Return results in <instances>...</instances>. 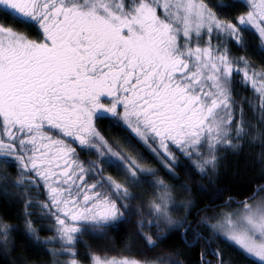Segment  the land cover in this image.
Here are the masks:
<instances>
[{"label": "snow or ice", "instance_id": "obj_1", "mask_svg": "<svg viewBox=\"0 0 264 264\" xmlns=\"http://www.w3.org/2000/svg\"><path fill=\"white\" fill-rule=\"evenodd\" d=\"M237 7L248 11L226 14ZM16 25L36 31L37 37ZM245 31L258 34V54L264 55V0H218L212 8L203 0H0V163L18 165L21 177H37L22 178L15 186L43 181L47 189L49 203L43 207L54 219L56 235L39 243L58 241L61 250L52 254L66 256V264H81L75 251L81 236L104 238L135 215L129 202L137 197L129 185L141 182L158 190L148 205L153 218L148 224L161 232L169 229L157 237L160 243L175 233L186 245L191 235L189 247L204 238L189 222L190 211L181 220L172 218L171 212L184 205L174 204L169 185L150 181L156 176L153 169L113 151L95 121L111 120L143 144H157L152 151L167 161L174 179L179 177L173 169L182 166L176 152L192 161L198 173L214 170L218 151L237 148L233 140L248 135L243 123L233 127L234 74L243 72V83L257 93L264 111V70H255L245 57H232L228 48L229 43L246 48ZM51 132L62 139H53ZM69 143L95 150L101 163L122 169L125 180L105 178L96 162L88 168L77 163ZM93 169L99 178L89 183ZM262 194L264 186L210 225L257 264H264ZM25 226L27 236L39 241L31 220ZM200 226L209 227L206 221ZM13 231L18 229L0 217V250L5 253ZM144 238L149 246H159L151 236ZM211 254L225 264L219 250ZM87 258L91 264H151L91 249ZM201 260L211 264L203 254ZM160 264L179 261L161 257Z\"/></svg>", "mask_w": 264, "mask_h": 264}, {"label": "trees", "instance_id": "obj_2", "mask_svg": "<svg viewBox=\"0 0 264 264\" xmlns=\"http://www.w3.org/2000/svg\"><path fill=\"white\" fill-rule=\"evenodd\" d=\"M203 1L210 8L218 2V0ZM243 2L244 0H241V3ZM213 11H216V9L213 8ZM247 11V7H237L232 12L226 14L231 17ZM224 14L225 13H218V15ZM16 27L31 38H36L38 35L36 31L24 25H16ZM256 44L257 46L260 45L261 48V40ZM252 45L253 41L251 42V39L248 38L247 46L252 47ZM253 58L254 60H252ZM248 59L250 62L253 61L252 63L256 67H260V71L264 70V55H249ZM263 131V127L260 124V135H262ZM47 134L51 135L53 139H62L56 132ZM68 146L69 148L75 149V157H73V159L77 163L82 164L83 159L80 146L71 145L70 143ZM262 161L263 162L260 163V170L264 168V157ZM1 168L0 189L2 190H0V217L4 218L10 225H14L18 231L10 233V247L6 253L0 250V264H54V257L51 249L53 245L50 243H39L40 241H46L49 234H53L51 228L56 227L53 217H51L48 211L43 207V205L49 203L48 192L43 186V181H38L39 186L36 184L24 183L17 187L15 185L20 179L23 178L25 181L30 179L37 180V177L34 175L21 177L20 168L18 166L9 167L3 164ZM175 174L179 177L178 180L172 178L168 172L156 173V176H152L153 181L161 177L166 179L167 184L172 189L171 195L174 197V204L184 205V207H178L175 211L171 212L172 218L174 220H181L185 215H188L189 211L191 213L188 217L189 221L195 219V212L197 211L198 214L201 212H209L213 215L212 217L209 215L208 217L202 218V214H200V216L192 222L193 227L204 234V238L200 239L196 246H188L193 244V237L191 235L188 236V245H186L179 233L171 234L160 243L157 237L164 236L165 233L158 231L156 227L149 228L148 222L151 221L150 216L143 214L140 208L142 206V209H145V206L148 205L136 202L131 204L132 208L136 210V218L131 220L128 218L126 223L109 229L106 237L99 238L92 234L81 236L80 242L76 244L75 248V251L79 253L81 264H91L90 259L87 258L89 249L108 257L113 256L110 255L111 251L117 250L121 256H125L129 252V248L133 245L132 239L134 236L138 239L136 246L137 250L140 251L137 252V258L141 261L160 263L161 257H164L169 258L170 261H179V264H202L201 254H203L204 259L211 261L212 264L217 261V258L211 253L214 250H219L224 258L225 264H257L255 259L243 255L237 247L226 242L224 238L219 233L213 231L209 225L210 221L215 219L214 213L217 211H215V209L219 207L216 204L217 202L212 201V199L213 197L215 198L218 193H221L222 190L217 193L218 190L213 189V186L208 183L205 184L197 180H191L189 182L185 179L183 174ZM96 179H98V176L94 171L93 177L89 180L96 181ZM263 180L264 176L260 175V187L263 186ZM184 186L187 187V190ZM251 190L252 189L249 188L243 193H249ZM130 191H134L137 195L151 197V201H154L155 196L158 195V190L154 187L148 191H146L145 188L139 187L136 190L130 188ZM223 192H225V190H223ZM213 194L215 195L213 196ZM224 198L225 196H223V199ZM29 203L31 206L26 208L25 205ZM25 212L31 215L26 217ZM26 219L31 220L32 226L36 230V237L39 238V241L27 236L25 226ZM142 219L144 221L143 228L140 227V221ZM201 221H206L209 227H197ZM148 232L151 233L150 236L152 239L157 241L158 247L153 248L147 244L144 237ZM205 238L209 241L208 243L205 242ZM13 244L15 246L14 250L11 248Z\"/></svg>", "mask_w": 264, "mask_h": 264}, {"label": "flooded vegetation", "instance_id": "obj_3", "mask_svg": "<svg viewBox=\"0 0 264 264\" xmlns=\"http://www.w3.org/2000/svg\"><path fill=\"white\" fill-rule=\"evenodd\" d=\"M242 35L244 36L246 44L248 43V38L251 39V42L253 41L252 47L247 46L242 49L235 44L229 43L228 48L230 49V55L232 57H245L249 61V55L256 56V54H258L260 45L257 46L256 43L260 42V38L258 34L248 31L243 32ZM212 43L216 45L217 41L213 39ZM252 60H254V58ZM252 62L253 61H251L250 64L254 69L260 71V67H256ZM234 67L243 68V65H234ZM230 93L234 102L231 107L233 127H235L236 124L243 123L246 126L245 131L248 135L243 139L233 140L234 143L238 144L237 148H225L218 151V163L214 170L208 169L203 174L194 171L192 161L186 160L179 152H176L175 155L179 165L182 166L173 169L175 173L183 174L185 179L189 182L191 180H197L205 184L208 183L213 186V189L218 190L217 193L222 190L221 193H215L217 195L212 199V201L217 202L216 204L219 207L240 205L243 201L251 197L256 189L260 187V108L258 107L260 100L257 98V93H255L250 86H245L243 83L242 71L239 74L233 75ZM221 115H223V113H221ZM112 124L113 121L111 120L95 121L97 131H99L113 151L121 155L133 157V159H136L137 162L141 164V167L151 168L156 173L168 172L165 167L167 161L164 160L163 156H159L152 151V149L158 148L157 144H151V147H149L135 138L130 130H126L124 127H113ZM129 141L131 143H129ZM70 144L78 146L76 143ZM81 154L83 159L82 164L85 168L89 167V162H96V164L103 169V176L105 178L111 176L119 182L125 180L123 170H117L113 167H109L107 164L101 163V159L103 158L98 159L95 150H81ZM94 171L93 169V172ZM148 179L153 181L152 176H149ZM158 179L163 180L167 184L166 179L163 177ZM94 182L96 181L89 180V183ZM262 182L264 186V180ZM138 187L145 188L146 191L152 189L150 184L141 182L138 186L135 184L129 185V190L130 188L136 190ZM249 188L252 190L244 194L243 192ZM101 190L105 191L106 189ZM223 190H225V192H223ZM131 193L133 196L137 197V199L130 201V204L139 202L149 205V203L152 202L151 197L137 195L134 191H131ZM215 194H213V196ZM223 196H225L224 199ZM197 212H195V216ZM203 213L204 212L199 213L198 217ZM128 218L130 220L135 219L136 215H131ZM212 264H219V261L217 260Z\"/></svg>", "mask_w": 264, "mask_h": 264}, {"label": "rangeland", "instance_id": "obj_4", "mask_svg": "<svg viewBox=\"0 0 264 264\" xmlns=\"http://www.w3.org/2000/svg\"><path fill=\"white\" fill-rule=\"evenodd\" d=\"M203 3H205L203 1ZM206 4V3H205ZM260 70V69H259ZM260 124L262 125L263 127V130H264V111H261L260 109ZM263 157H264V131L262 133V135H260V163H262L263 161ZM2 165L3 163H0V174L2 172ZM18 166V165H17ZM19 167V166H18ZM260 175L261 176H264V168H261L260 170ZM1 186V184H0ZM130 191V190H129ZM131 192V191H130ZM264 195V194H262ZM241 204L240 205H232V206H224V207H218L215 209V219H212L209 223V225H212V224H216L219 219L221 218V214H224V213H229V212H235L237 211L239 208H240ZM141 210H142V213L143 214H146L147 216L148 215V206H145V209H142V207H140ZM139 208V209H140ZM210 215V217H212L213 215L211 213H204L202 214V218H205V217H208ZM150 220H152V217L150 216ZM149 226V224H148ZM149 228H152V227H149ZM56 227H53L51 228L53 234H49V236L47 237L46 241H49L51 240L53 237H55L56 235V231H55ZM169 232V229L167 227L164 228V231L162 233H167ZM148 236L151 235L150 232H148L147 234ZM221 235V234H220ZM222 236V235H221ZM223 237V236H222ZM133 240V245L131 248H129V252L125 255V256H121L117 250L115 251H111L110 255H113L112 257H118V258H130V259H133V260H136V261H141L137 258V252L140 251V250H137V246H136V243H138V239L134 236V238L132 239ZM50 244H52L53 246L51 247L52 249V253H58L60 252V244L58 241H53L51 242ZM110 247V246H109ZM140 248V247H139ZM141 249V248H140ZM53 255V254H52ZM54 257V264H66V261H67V257L66 256H63V255H53ZM252 258V257H251ZM254 259V258H253ZM141 262H151V261H141ZM151 264H160V263H156V262H151Z\"/></svg>", "mask_w": 264, "mask_h": 264}, {"label": "water", "instance_id": "obj_5", "mask_svg": "<svg viewBox=\"0 0 264 264\" xmlns=\"http://www.w3.org/2000/svg\"><path fill=\"white\" fill-rule=\"evenodd\" d=\"M198 217V213H196L195 219H193L192 221H190V223H192L193 221H195Z\"/></svg>", "mask_w": 264, "mask_h": 264}]
</instances>
